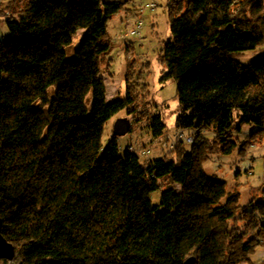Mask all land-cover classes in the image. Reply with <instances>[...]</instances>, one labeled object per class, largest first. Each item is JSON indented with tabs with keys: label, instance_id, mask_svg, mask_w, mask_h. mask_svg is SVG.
<instances>
[{
	"label": "trees",
	"instance_id": "trees-1",
	"mask_svg": "<svg viewBox=\"0 0 264 264\" xmlns=\"http://www.w3.org/2000/svg\"><path fill=\"white\" fill-rule=\"evenodd\" d=\"M123 6L23 0L2 22L0 219L13 263L255 264L264 203L226 198L203 164L231 155L244 126L264 132L263 0H189L170 13L160 61L176 84L175 128L193 143L148 163L113 135L103 143L107 122L133 104L128 86L107 102L100 77L107 22ZM165 129L151 118L152 138Z\"/></svg>",
	"mask_w": 264,
	"mask_h": 264
},
{
	"label": "rangeland",
	"instance_id": "rangeland-1",
	"mask_svg": "<svg viewBox=\"0 0 264 264\" xmlns=\"http://www.w3.org/2000/svg\"><path fill=\"white\" fill-rule=\"evenodd\" d=\"M103 3L122 2L123 9L107 22L110 49L104 56L100 77L106 87V100L123 98L128 90L133 104L119 112L105 126L103 143L112 135V126L118 118H128L130 132L118 138L124 150L127 146L138 153L144 162L167 155L174 156L172 141H177L178 130L175 119L178 115L176 84L172 79L164 80L166 73L160 61V52L170 39L169 15L184 10L189 0H101ZM264 2V0H263ZM23 5L15 0H0V35H4L3 20ZM77 44V41H75ZM75 44H73L75 46ZM73 47V46H72ZM72 50V48H71ZM263 53L262 49L249 51L237 60L248 64ZM159 115L166 129L161 138L154 139L149 132L150 120ZM255 126H244L241 133L232 136L236 149L229 156L212 153L203 164L207 174L224 182L227 196L239 195V205L264 203V132L252 133ZM186 135V133H185ZM205 137L211 138L208 131ZM177 189H179L177 187ZM159 193L152 194L154 202ZM225 198V199H226ZM264 224V213L263 220ZM242 222L235 221L234 225ZM248 258L255 264H264V246H257ZM0 264L4 263L0 260Z\"/></svg>",
	"mask_w": 264,
	"mask_h": 264
},
{
	"label": "water",
	"instance_id": "water-1",
	"mask_svg": "<svg viewBox=\"0 0 264 264\" xmlns=\"http://www.w3.org/2000/svg\"><path fill=\"white\" fill-rule=\"evenodd\" d=\"M130 130V121L128 118H118L115 120L112 126V135L116 138H120L122 136H125L127 133H129ZM2 229V221L0 219V260L2 261H8L12 264H22V262L19 263H13L14 257H15V250L11 243L7 242L5 238L2 236L1 233ZM189 261L187 260L186 263Z\"/></svg>",
	"mask_w": 264,
	"mask_h": 264
},
{
	"label": "built area",
	"instance_id": "built-area-1",
	"mask_svg": "<svg viewBox=\"0 0 264 264\" xmlns=\"http://www.w3.org/2000/svg\"><path fill=\"white\" fill-rule=\"evenodd\" d=\"M177 141L184 142L185 144H192L193 143V138L186 136L184 132L178 131L177 133ZM175 142L172 141V144L170 145L171 148H173L175 145ZM132 150V148H130Z\"/></svg>",
	"mask_w": 264,
	"mask_h": 264
}]
</instances>
